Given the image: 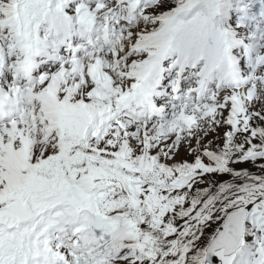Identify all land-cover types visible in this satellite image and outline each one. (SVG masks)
<instances>
[{"label":"snow or ice","instance_id":"obj_1","mask_svg":"<svg viewBox=\"0 0 264 264\" xmlns=\"http://www.w3.org/2000/svg\"><path fill=\"white\" fill-rule=\"evenodd\" d=\"M264 264V0H0V264Z\"/></svg>","mask_w":264,"mask_h":264},{"label":"water","instance_id":"obj_2","mask_svg":"<svg viewBox=\"0 0 264 264\" xmlns=\"http://www.w3.org/2000/svg\"><path fill=\"white\" fill-rule=\"evenodd\" d=\"M214 264H219L218 258H216V260L214 261Z\"/></svg>","mask_w":264,"mask_h":264}]
</instances>
